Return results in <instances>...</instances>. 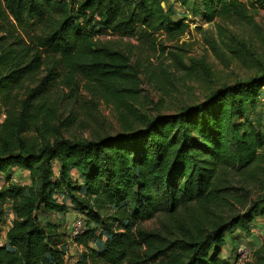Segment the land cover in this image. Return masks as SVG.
I'll list each match as a JSON object with an SVG mask.
<instances>
[{"label": "trees", "instance_id": "obj_1", "mask_svg": "<svg viewBox=\"0 0 264 264\" xmlns=\"http://www.w3.org/2000/svg\"><path fill=\"white\" fill-rule=\"evenodd\" d=\"M255 1L202 0L204 17L243 20ZM173 16L169 0H0V108H8L0 122V235L8 201L15 214L0 264H238L237 254L221 255L227 236L249 233L264 217V195L253 196L264 191V131L245 117L264 79L228 85L113 135L68 138L62 129L73 115L50 122L52 88L66 84L65 96L77 99L78 77L94 103L128 108L139 93L136 66L106 37L156 49L159 37L175 41L187 32ZM14 166L29 171V184L9 183ZM58 192L84 216V231L69 239L40 217L66 211ZM69 243L86 248L73 261ZM255 256L249 264H264L263 247Z\"/></svg>", "mask_w": 264, "mask_h": 264}, {"label": "rangeland", "instance_id": "obj_2", "mask_svg": "<svg viewBox=\"0 0 264 264\" xmlns=\"http://www.w3.org/2000/svg\"><path fill=\"white\" fill-rule=\"evenodd\" d=\"M250 6L248 16L243 20H222L216 18L209 21L204 17L202 0H190L182 5L177 0H169L174 12V19H183L188 23L187 32L178 40L170 41L159 37L162 41L156 49L141 44L130 36H108L130 57L136 66L138 95L130 99V105L117 106L103 100L94 103L84 88V81L76 78L75 89L79 90L77 99H69L70 93L66 84H58L52 88L50 104L56 111L52 116L51 125H59L61 121L74 118L71 125L64 126L62 133L68 138H90L95 134L106 135L123 132L128 125L132 129L144 128L147 121L157 115L177 114L181 110L205 102L220 88L253 79H264V2L257 0ZM46 75V70L39 73L38 79ZM29 87L34 83L27 81ZM131 86V85H130ZM27 89V88H26ZM13 103L19 105L25 89L14 91ZM19 99V100H18ZM8 108H0V122L7 117ZM248 120L264 131V85L254 95L252 109L246 111ZM61 120V121H60ZM58 169V163L53 162ZM72 175L78 183L76 170ZM9 183L23 187L30 183L29 171L11 168ZM5 183V177H3ZM82 187V186H81ZM264 195V191L253 190L254 198ZM56 199L66 205L64 213H40L41 219L60 224V230L69 239L75 221L84 217L74 207L69 196L56 193ZM15 214L11 202L6 204L3 218V231L0 243L5 242V233L12 225ZM156 221L145 222L146 227H154ZM222 249V257L233 260L240 245L249 249L247 258L238 260V264H249L255 261L257 249L264 248V217L251 224L249 233L240 230L234 237L227 236ZM69 241V240H67ZM97 250L103 248L101 240L91 242ZM68 261L85 252V246L76 249L71 243L65 248ZM81 252V253H80Z\"/></svg>", "mask_w": 264, "mask_h": 264}, {"label": "built area", "instance_id": "obj_3", "mask_svg": "<svg viewBox=\"0 0 264 264\" xmlns=\"http://www.w3.org/2000/svg\"><path fill=\"white\" fill-rule=\"evenodd\" d=\"M84 220L83 218H78L75 223H74V226H73V229H72V235L75 236V235H78L80 233H82L84 231ZM238 260L239 261H243L247 258L248 254H249V249L248 247L246 246H243V245H240L239 248H238Z\"/></svg>", "mask_w": 264, "mask_h": 264}, {"label": "crops", "instance_id": "obj_4", "mask_svg": "<svg viewBox=\"0 0 264 264\" xmlns=\"http://www.w3.org/2000/svg\"><path fill=\"white\" fill-rule=\"evenodd\" d=\"M10 226H11V225H10ZM10 226H9V227H10ZM8 229H9V228H8ZM8 229H7V230H8ZM4 236H5V238H6V233H5ZM73 247H75L76 249H81V247L79 248V247H76L75 245H73Z\"/></svg>", "mask_w": 264, "mask_h": 264}, {"label": "water", "instance_id": "obj_5", "mask_svg": "<svg viewBox=\"0 0 264 264\" xmlns=\"http://www.w3.org/2000/svg\"><path fill=\"white\" fill-rule=\"evenodd\" d=\"M163 6H165V3H162Z\"/></svg>", "mask_w": 264, "mask_h": 264}]
</instances>
